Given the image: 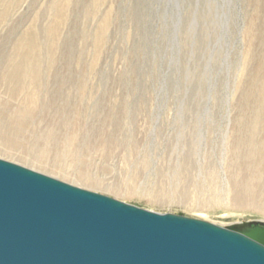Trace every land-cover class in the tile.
I'll use <instances>...</instances> for the list:
<instances>
[{
    "label": "rangeland",
    "instance_id": "1",
    "mask_svg": "<svg viewBox=\"0 0 264 264\" xmlns=\"http://www.w3.org/2000/svg\"><path fill=\"white\" fill-rule=\"evenodd\" d=\"M0 159L158 214L264 222V0H0Z\"/></svg>",
    "mask_w": 264,
    "mask_h": 264
},
{
    "label": "water",
    "instance_id": "2",
    "mask_svg": "<svg viewBox=\"0 0 264 264\" xmlns=\"http://www.w3.org/2000/svg\"><path fill=\"white\" fill-rule=\"evenodd\" d=\"M0 264H264V222L158 214L0 159Z\"/></svg>",
    "mask_w": 264,
    "mask_h": 264
},
{
    "label": "bare ground",
    "instance_id": "3",
    "mask_svg": "<svg viewBox=\"0 0 264 264\" xmlns=\"http://www.w3.org/2000/svg\"><path fill=\"white\" fill-rule=\"evenodd\" d=\"M21 63V67H18L17 65L14 67L15 68V73H20L21 71H22V62H20ZM33 70H35L34 68H32ZM14 70V69H13ZM17 75V74H16ZM25 118V117H24ZM24 118H20V117H17L16 119H17V123H24ZM244 191V190H243ZM245 193H240L241 195H244V197L245 198H253L254 196L252 195L253 193H252V190H249V188H248V190L247 189H245V191H244ZM238 195L239 197H241V195ZM263 196V198L261 199V201L259 200L258 201V204H262V207L264 208V194L262 195ZM261 195H260V197L258 196V198L260 199L261 197H262ZM244 197H241L243 200H244ZM235 200H236V198H235ZM238 202V201H237ZM264 210V209H263Z\"/></svg>",
    "mask_w": 264,
    "mask_h": 264
}]
</instances>
